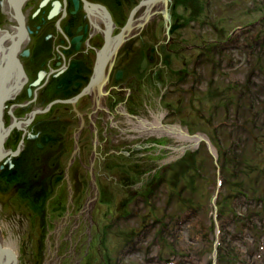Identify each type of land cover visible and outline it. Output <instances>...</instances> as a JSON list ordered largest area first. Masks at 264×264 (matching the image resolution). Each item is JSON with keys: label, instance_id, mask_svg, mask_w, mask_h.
<instances>
[{"label": "rangeland", "instance_id": "1", "mask_svg": "<svg viewBox=\"0 0 264 264\" xmlns=\"http://www.w3.org/2000/svg\"><path fill=\"white\" fill-rule=\"evenodd\" d=\"M165 10L164 22L190 14L182 34L194 46L175 59L187 55L191 77L164 81L163 126L198 133L196 143L160 134L163 154L140 161L154 174L149 192L130 202L118 172L85 176L90 200L93 185L105 191L77 225L64 198L40 208L0 186L13 264H264V0H166Z\"/></svg>", "mask_w": 264, "mask_h": 264}, {"label": "flooded vegetation", "instance_id": "2", "mask_svg": "<svg viewBox=\"0 0 264 264\" xmlns=\"http://www.w3.org/2000/svg\"><path fill=\"white\" fill-rule=\"evenodd\" d=\"M151 1H26L21 82L1 106L8 131L0 143V186L30 193L40 208L61 206L64 198L69 209L78 207L73 225L82 207H95L105 191L102 182L93 185L90 200L80 186L85 176L94 183L105 175L101 170L118 172L127 194L121 204L132 201V192L148 194L153 175L140 161L163 154L164 81L191 77L187 55L177 67L175 59L194 46L182 34L190 14L164 22V4L150 10ZM8 23L17 28L16 18ZM53 181L56 191H50Z\"/></svg>", "mask_w": 264, "mask_h": 264}, {"label": "bare ground", "instance_id": "3", "mask_svg": "<svg viewBox=\"0 0 264 264\" xmlns=\"http://www.w3.org/2000/svg\"><path fill=\"white\" fill-rule=\"evenodd\" d=\"M27 0H3V8L5 20L3 22H9L10 20L17 19V28L15 29V24L4 23V27L0 28V68L7 65L8 67L11 65L15 66V68L8 70L7 66H5L4 74H0V119H1V111L3 107H1L4 101H7L9 97H11L18 89L21 77L20 74L22 72V68H19L17 65L20 64L19 59V47L23 40L27 37L25 21L23 22L25 16L24 5ZM163 0L158 1L154 0L148 4V9L153 10L163 9V6L166 4V0L162 3ZM162 4H164L162 6ZM24 17V18H23ZM236 30V29H235ZM11 45L13 46L11 48ZM3 69V68H2ZM10 71V72H9ZM161 132L168 133L173 132L172 136L176 137L178 140H188L198 138V133H190L186 129H182L179 126L169 127L162 126ZM7 128H5L4 124L0 121V143L3 142V138L6 135ZM196 143V142H195ZM1 147V146H0ZM177 149V147H175ZM1 149V148H0ZM1 151V150H0ZM179 151V150H178ZM120 159L124 160V157H120ZM151 173V172H150ZM150 175V174H149ZM154 175V174H151ZM150 175V176H151ZM12 244H14L13 240L5 239L2 234V229L0 225V264H13L15 251H13Z\"/></svg>", "mask_w": 264, "mask_h": 264}]
</instances>
